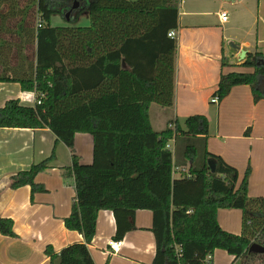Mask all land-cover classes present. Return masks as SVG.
<instances>
[{"label":"trees","instance_id":"obj_1","mask_svg":"<svg viewBox=\"0 0 264 264\" xmlns=\"http://www.w3.org/2000/svg\"><path fill=\"white\" fill-rule=\"evenodd\" d=\"M73 2L0 0V82L19 83L40 101L7 100L0 128H48L71 153L64 177L75 197L63 222L83 241L58 252L47 245L50 264H95L87 244L100 210L112 212L116 239L135 228L137 210L151 211V264H212L216 249L240 264H264V253L248 251L252 243L264 246V197L248 196L249 168L238 183L236 168L207 149L203 115L188 116L184 128L170 121L156 131L150 124V105L173 104L176 41L167 33L178 26L179 0H79L71 9ZM68 11V23L86 13L89 24L52 25L53 16L66 20ZM262 60L260 52L248 53L242 66L254 72L222 73L214 95L222 99L247 84L254 101L263 98L255 88L256 76H264ZM78 132L92 136L89 164L74 152ZM172 138L182 148L176 158L166 147ZM53 158L13 175L10 187L42 190L34 178ZM218 209L241 210L239 234L220 227ZM0 234L15 236L12 219L0 217Z\"/></svg>","mask_w":264,"mask_h":264},{"label":"crops","instance_id":"obj_2","mask_svg":"<svg viewBox=\"0 0 264 264\" xmlns=\"http://www.w3.org/2000/svg\"><path fill=\"white\" fill-rule=\"evenodd\" d=\"M223 12L228 16L226 21L220 19ZM175 31L173 104L164 108L150 105L152 128L161 131L170 121L184 128L188 116H205L207 149L236 168L238 183L249 168L248 196L264 197V97L254 101L251 86L242 84L211 102L222 73L254 72L253 67L242 66L248 53L260 52L264 60V0H179ZM255 88L264 95L263 75L256 76ZM34 96L19 83L0 82V107L9 99L33 106ZM169 144L173 157L180 156L182 148L174 141ZM74 152L80 163L92 162L93 139L89 133L74 135ZM52 153L49 167L34 178L42 190L32 193L29 185L10 187L13 175ZM70 165L69 148L56 141L48 128H0V217L12 219L15 233L14 237L0 234V264H50L44 252L47 245L58 252L83 241L80 233L66 229L63 222L75 197L72 180L64 177V168ZM223 210L216 213L220 227L238 231L242 227L241 210ZM133 222L135 228L116 239L112 212H98L95 235L87 244L95 264L152 263L155 239L151 211L137 210ZM120 239L121 246L112 251L108 242ZM225 252L214 250L212 264H228L234 256Z\"/></svg>","mask_w":264,"mask_h":264},{"label":"rangeland","instance_id":"obj_3","mask_svg":"<svg viewBox=\"0 0 264 264\" xmlns=\"http://www.w3.org/2000/svg\"><path fill=\"white\" fill-rule=\"evenodd\" d=\"M51 23H52L53 25H55V26H61V25L85 26V25H87V24L89 23V19H88V16L86 15V13H82V14L80 15V17L77 19L76 22H74V23H68L67 20H65L64 18L55 15V16H53V17L51 18ZM244 68H247V67H244ZM170 143H171V140H170ZM171 145H172V144H170V147H171ZM178 171H179V170H178ZM224 211H225V212H224ZM228 211H232V213H234V211L237 212L238 210H236V209H235V210H234V209H224V210H223V213H227ZM220 213H221V212H220ZM221 215H223V214H221ZM241 221H242V219H241ZM227 231H228V232H231V233H234V234H239V233L241 232V227L238 228V231H234V232H233L232 229H229V230H227ZM235 232H237V233H235ZM219 251H224V250L219 249ZM225 253H227V252H225ZM227 255H229V254L227 253ZM233 260H234V258H232V259L229 261L228 264H240L239 261H234V262H233Z\"/></svg>","mask_w":264,"mask_h":264},{"label":"built area","instance_id":"obj_4","mask_svg":"<svg viewBox=\"0 0 264 264\" xmlns=\"http://www.w3.org/2000/svg\"><path fill=\"white\" fill-rule=\"evenodd\" d=\"M227 18H228V16H227V13H225V12H223V13H221L220 14V19L222 20V21H226L227 20ZM38 25H39V23H38ZM175 35H176V31L175 30H170L168 33H167V36L168 37H170V38H172V39H175ZM35 97V96H34ZM217 96H214L212 99H211V102H217ZM37 103H40V101L39 100H35ZM170 127H173V125H169ZM174 141V139L172 138L171 139V142H173ZM166 147L167 148H169V149H171L172 150V147H170V144L168 143L167 145H166ZM173 151V150H172ZM121 244H122V240L120 239V240H110L109 242H108V246H109V248L112 250V251H117L118 249H119V247L121 246Z\"/></svg>","mask_w":264,"mask_h":264},{"label":"water","instance_id":"obj_5","mask_svg":"<svg viewBox=\"0 0 264 264\" xmlns=\"http://www.w3.org/2000/svg\"><path fill=\"white\" fill-rule=\"evenodd\" d=\"M79 6V0H74L73 2V5L71 7V9H76L77 7ZM69 14H70V11L66 12L65 13V18L66 20L69 19ZM245 51L242 52V56L245 55ZM261 63L264 65V60L261 61ZM209 165H210V169L212 172H214L215 170V165L214 163H212L211 161H208ZM248 251L249 252H254V253H264V246L263 245H260L258 243H252L249 248H248Z\"/></svg>","mask_w":264,"mask_h":264}]
</instances>
